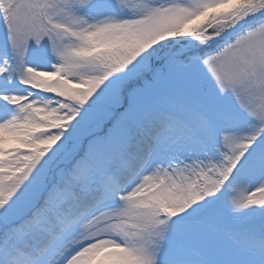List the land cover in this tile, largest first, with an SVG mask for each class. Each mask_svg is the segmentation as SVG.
<instances>
[{"label":"snow or ice","instance_id":"6c2138e0","mask_svg":"<svg viewBox=\"0 0 264 264\" xmlns=\"http://www.w3.org/2000/svg\"><path fill=\"white\" fill-rule=\"evenodd\" d=\"M0 264H264V0H0Z\"/></svg>","mask_w":264,"mask_h":264}]
</instances>
